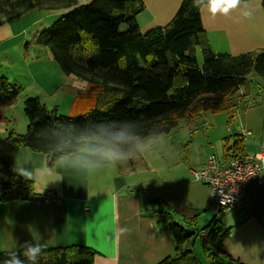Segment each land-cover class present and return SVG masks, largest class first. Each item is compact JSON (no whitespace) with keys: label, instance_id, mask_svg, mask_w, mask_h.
Returning <instances> with one entry per match:
<instances>
[{"label":"trees","instance_id":"1","mask_svg":"<svg viewBox=\"0 0 264 264\" xmlns=\"http://www.w3.org/2000/svg\"><path fill=\"white\" fill-rule=\"evenodd\" d=\"M261 4L264 7V0ZM201 7H194L193 0H181L165 25L142 32L137 15L145 9L143 0L84 4L78 0H0V17L7 20L31 10H62L50 26L35 31L31 42L48 47L65 74L101 86L94 108L74 116L60 114L56 107L49 109L38 96L26 97V133L10 130L0 137V203L14 197L37 202L43 196L32 193V181L15 177L11 169L15 149L26 147L46 155L51 164L54 157L46 145L65 135L84 133L85 123L138 121L140 133L148 135L170 132L181 119L206 111H225L231 119L250 95L249 74L264 80V48L238 54L215 52L206 37ZM193 44L200 48L201 62ZM20 91L21 86L0 78V98L12 101ZM73 124L75 129L68 127ZM244 139L239 132L227 135L218 156H248ZM167 210L154 212L166 215L175 249L156 264H201L194 247L196 232L172 220ZM201 230L206 231L201 248L209 264H244L222 249L230 229L222 228L216 215ZM9 251L23 258V248L0 250V264ZM95 252L84 245L48 246L38 264H92Z\"/></svg>","mask_w":264,"mask_h":264},{"label":"crops","instance_id":"2","mask_svg":"<svg viewBox=\"0 0 264 264\" xmlns=\"http://www.w3.org/2000/svg\"><path fill=\"white\" fill-rule=\"evenodd\" d=\"M40 14L41 11L31 10L10 20L0 17V68L6 69V75H0V78L9 82L10 76L30 75L32 64L25 61V56L29 54L27 45L34 43L31 42L32 37L26 42L25 32L32 21H40ZM202 24L207 30L203 19ZM48 78L43 75L42 86ZM48 81L49 84L58 85L57 80ZM11 102L0 101V137H5L10 130L15 131L10 118L5 115L6 105ZM243 122H238L239 130L243 127L238 132L245 138L251 136L248 153L244 139V153L252 156L264 140V133L258 134L259 138L256 139L253 131L246 128V121ZM206 157L200 161L198 168L203 166ZM48 161V156L20 147L12 153L11 169L15 163L37 168L48 164ZM198 168H171L162 176L151 178V183L146 187L134 189H129L127 182L96 188L89 181L90 174L60 171L64 186L71 189L60 192L58 199L62 198L61 201L57 199L54 202L38 203L33 199L14 197L0 203V217L6 215V222H2V225L9 232L13 230L15 233V238L7 247L11 250L20 249L26 241L44 247L84 245L96 251L92 264H156L172 255L175 245L166 215L154 211L168 209L172 220L195 232L202 229V215L209 217L206 222H210L215 215L211 210L213 203L209 188L193 176L192 170ZM37 182L38 178L32 182V186ZM50 190H53L51 184L41 191L46 193ZM32 193L44 194L33 188ZM247 193V202L236 210L235 222L228 226L230 231L223 238L221 247L244 264H264V252L260 253L258 259L253 247L264 248V184L250 182ZM142 194L152 202L146 201ZM186 219L192 222H186ZM19 225H23V229ZM122 227L129 231L122 234ZM17 231L20 232L18 238Z\"/></svg>","mask_w":264,"mask_h":264},{"label":"rangeland","instance_id":"3","mask_svg":"<svg viewBox=\"0 0 264 264\" xmlns=\"http://www.w3.org/2000/svg\"><path fill=\"white\" fill-rule=\"evenodd\" d=\"M89 1L79 0V3L84 4ZM143 1L145 2V9L137 15L139 28L142 32L152 27L165 25L172 18L179 4L177 3L179 0H169L167 2L160 0ZM246 3L253 10L251 18H244L241 15L243 7L234 10L228 16L221 14L213 16L206 4L202 6L200 10L201 19H203L207 28L206 37L215 52L238 54L264 48V7L261 0H246ZM136 5H129V10ZM61 12L63 11H41L42 18L40 21H34L35 23L32 21L26 29V42L29 41L35 31L50 26ZM124 27V25L121 26V28ZM83 35L86 34L83 33ZM193 45L194 54L198 62H201L200 48L198 45ZM26 50L29 54L25 56V61L32 64L30 75L9 77V82H14L23 87L19 96H16L10 104H7L5 110V115L10 118L15 132L26 133L27 118L23 111V102L26 96H38L40 101L49 109L56 107L60 114L70 116L79 115L87 112L90 108H94L97 101L96 92L101 90L100 85L87 84L72 74H65L46 46L28 44ZM4 74L6 75V69L0 68V75ZM44 74L49 76L48 80H57L58 85L49 84L47 80L42 86L41 81ZM248 80L246 87L250 95L246 96V102L239 105L238 111L231 119L225 111H206L193 118L181 119L170 132L161 133L164 143L154 152L137 155L134 159L121 164V171L119 165L101 168L90 174V183L96 188H106L113 183L127 182L129 189H134L146 187L151 183V178L162 176L164 172H168L171 168H198L200 161L208 153L222 154V139L243 128L240 127L239 130L238 122L244 124L243 121H246V128L251 129L255 134H253L254 137L258 139V134L264 133V80H261L254 73L249 74ZM0 101L7 102L8 99L0 98ZM251 141V136H246V153H248V144ZM59 176L61 177V173H59ZM38 180L37 184H33V189L38 193H44L45 191H41L44 189V182L39 178ZM51 188L54 191L50 190L46 193H50L55 197L47 198H54V200L58 199L60 192L64 193V190H71L70 187L64 186V179L56 184H51ZM141 196L146 201L152 202L146 195L142 194ZM61 199L59 198L58 202ZM211 210L215 213L217 219L221 220L222 228L225 229L234 224L237 209L222 213L219 211L218 206L213 204ZM208 218V216L202 215L200 219L201 228L209 222H206ZM2 222H6V215L0 217V250H11L7 246L15 238V233L13 230L10 232L6 230ZM19 228L23 229V225H19ZM198 233L199 231L196 232L195 236L197 238L196 255L201 264H209L202 251L201 239ZM19 236L20 232L17 231L16 237Z\"/></svg>","mask_w":264,"mask_h":264},{"label":"clouds","instance_id":"4","mask_svg":"<svg viewBox=\"0 0 264 264\" xmlns=\"http://www.w3.org/2000/svg\"><path fill=\"white\" fill-rule=\"evenodd\" d=\"M203 5L204 0H193L194 7ZM206 6L213 16H228L241 7V15L244 18H251L253 15V10L246 0H206ZM137 125H140L138 121L131 120L95 122L92 126L85 123L84 133L65 135L55 143L46 145L54 157L51 164L45 163L31 168L15 163L12 171L16 178H23L25 182L34 183L39 178L44 182L45 190L49 184L63 180L59 176L60 171L92 174L104 167L126 163L137 155L154 152L163 145V136L159 131L143 135ZM68 127L75 129L76 126L73 124ZM120 231L126 234L129 230L122 227ZM253 247L256 249L257 258L260 259L264 248L255 245ZM43 254V245L26 241L23 244V258L16 251H9L2 264H38Z\"/></svg>","mask_w":264,"mask_h":264},{"label":"built area","instance_id":"5","mask_svg":"<svg viewBox=\"0 0 264 264\" xmlns=\"http://www.w3.org/2000/svg\"><path fill=\"white\" fill-rule=\"evenodd\" d=\"M230 155L224 157L210 153L201 168L192 170L194 178L209 187L212 203L216 204L222 213L238 209L247 202L250 182L264 184V140L252 156ZM47 197L55 196L45 193L37 202L56 201ZM198 235L203 240L206 231L201 230Z\"/></svg>","mask_w":264,"mask_h":264}]
</instances>
